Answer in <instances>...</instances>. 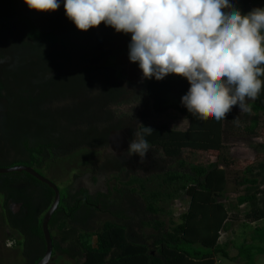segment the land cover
I'll use <instances>...</instances> for the list:
<instances>
[{
  "label": "trees",
  "instance_id": "obj_1",
  "mask_svg": "<svg viewBox=\"0 0 264 264\" xmlns=\"http://www.w3.org/2000/svg\"><path fill=\"white\" fill-rule=\"evenodd\" d=\"M130 42V34L104 24L81 32L62 2L55 13H39L24 0H0V169L29 167L45 177L50 167L82 151L105 152L97 172L109 178L107 192L76 188L75 180L67 188L58 186L61 202L49 226L52 262L218 264L217 256L227 255L220 239L230 213L222 200L235 164L227 160V143L249 121L259 120L233 110L221 121L193 117L181 103L190 85L175 75L143 80L131 91L109 64L112 55L129 53ZM249 104L252 112L264 114V89ZM136 105L144 106L147 116L139 117ZM136 134L149 145L143 158L129 153ZM187 153L213 155L217 161L188 164ZM141 162L173 166L166 177L185 183L190 204L174 229L131 187L132 180L125 184L131 174L126 163ZM245 170L242 184L248 194L238 204L249 205L248 217L264 220V163ZM55 198L53 189L28 173L0 174L4 221L18 237L22 264L44 259L43 222ZM256 242L264 244V228L255 229L252 244L240 251L246 264L264 256Z\"/></svg>",
  "mask_w": 264,
  "mask_h": 264
},
{
  "label": "clouds",
  "instance_id": "obj_2",
  "mask_svg": "<svg viewBox=\"0 0 264 264\" xmlns=\"http://www.w3.org/2000/svg\"><path fill=\"white\" fill-rule=\"evenodd\" d=\"M61 2L81 32L104 24L130 34L129 60L144 80L186 79L181 103L193 117L221 121L234 107L250 112L249 101L264 89V8L245 14L237 0H24L39 13H55ZM148 151L136 134L129 153L143 158Z\"/></svg>",
  "mask_w": 264,
  "mask_h": 264
},
{
  "label": "rangeland",
  "instance_id": "obj_3",
  "mask_svg": "<svg viewBox=\"0 0 264 264\" xmlns=\"http://www.w3.org/2000/svg\"><path fill=\"white\" fill-rule=\"evenodd\" d=\"M237 6L246 14L254 8H264V2L237 0ZM109 64L119 69L120 80L126 83L131 91L134 86H138L144 80L138 64H133L129 60V53H116L114 56L112 55L109 59ZM134 107L139 110V117L143 118V116H147L144 106L140 108L139 105H136ZM236 112L248 114L251 117H257L261 128V134L264 132V114L254 113L252 111L243 113L240 111ZM168 124L170 125L171 122L169 123L168 121ZM241 130H243V128L235 132L228 142H230L233 137L235 138L236 134L239 132L237 142L241 143L242 141H238L239 138L246 136L245 134H241ZM261 141L264 144L262 138ZM248 144L251 145L250 143ZM246 148L238 144L233 151L230 150L226 152V157H229L227 160H234L235 164L228 171L230 174V182L228 184L226 198L222 200L230 213V223L222 232L220 239V247L227 255L224 257L222 254H219L217 256L218 264H246L247 260L241 257L240 251L245 247V244H252V236L255 229L264 227V221H256L248 217L251 209L249 206L242 207L238 204V199L248 194L249 187L242 184L243 179L246 177L245 169L251 164L258 166L261 164L262 160L264 161V157L260 160L254 159V151L251 150V147L245 150ZM118 151L123 153L121 156H128L127 149L121 148ZM113 152L115 151L113 150ZM262 156H264V154ZM185 157L188 164L201 163L203 165H208L212 160L217 161L214 160L215 157L213 155L202 153H187ZM104 161L105 152L103 151H82L50 167L45 173V178L49 179L60 188L69 187L75 180L76 188H86L91 193L107 192L109 186H111L109 178L101 176L97 172L98 167H100ZM155 163L158 164L156 161ZM126 164V171H129L131 174L129 173V178H127L125 184L132 180L133 186L131 187L142 192L149 201L158 207L161 221L167 228L174 229L182 224L183 216L187 212L190 204V198L186 194L184 182L171 181L166 177V171L173 166L158 167L152 162ZM222 167H225V165L222 164ZM175 168L177 167L175 166ZM251 177V175L248 176V179H251ZM261 180L264 184L263 177ZM17 238V235L9 231L5 224L2 211V200L0 199V264L23 263L22 250L18 244ZM255 245L264 248V244L262 243L256 242ZM150 246L155 253L156 249L153 247L152 243H150ZM52 264L73 263L64 259L55 258ZM255 264H264V256H258Z\"/></svg>",
  "mask_w": 264,
  "mask_h": 264
},
{
  "label": "water",
  "instance_id": "obj_4",
  "mask_svg": "<svg viewBox=\"0 0 264 264\" xmlns=\"http://www.w3.org/2000/svg\"><path fill=\"white\" fill-rule=\"evenodd\" d=\"M11 173H28L41 181L42 183L48 185L51 189L55 191L56 198L55 202L50 209V211L46 214L43 222V232L45 235L46 243H47V251L45 254L44 259L39 263V264H51L52 258H53V253H54V246H53V240L52 236L50 233V222L57 212L60 202H61V193L56 184L51 182L49 179L43 177L39 173H37L35 170L29 168V167H23V166H18V167H13V168H8V169H0V174L5 175V174H11Z\"/></svg>",
  "mask_w": 264,
  "mask_h": 264
},
{
  "label": "crops",
  "instance_id": "obj_5",
  "mask_svg": "<svg viewBox=\"0 0 264 264\" xmlns=\"http://www.w3.org/2000/svg\"><path fill=\"white\" fill-rule=\"evenodd\" d=\"M233 111H240L237 107H235V108H233ZM239 126V125H238ZM237 126V127H238ZM243 128V130H241L242 131V133H241V131H240V133L241 134H245L246 136H243V137H241V138H239V140L238 141H242L241 143H238L237 142V139H238V133L236 134V136H235V138L233 137L232 138V140L230 141V142H228L227 143V147H228V149H227V151L226 152H229L230 150H234L235 149V147L238 145V144H240V145H243V146H245V150H247L248 148L250 149V147H251V150H253L254 151V154H255V156H254V159H261L262 157H264V156H262L263 154H264V150L263 149H256V147H258V146H264V144L262 143V141H261V128H260V124H259V122H254V121H249L244 127H242ZM247 132H246V131ZM248 134V135H247ZM263 140V139H262ZM248 141V142H247ZM248 143H250L251 145H249ZM227 158H229V157H227ZM264 159V158H263ZM264 163V161L262 160V162H261V164H263ZM259 166V165H258ZM257 165H255V164H251V165H249L248 167H254V168H257L258 167ZM229 171V170H228ZM255 173H257V172H255ZM249 205L248 204H246V205H243L242 207H248ZM251 210V209H250ZM261 221H264V220H261ZM230 223V222H229ZM261 228H264V227H261ZM258 257V256H257ZM257 257H256V259H257ZM256 259H255V263H256Z\"/></svg>",
  "mask_w": 264,
  "mask_h": 264
}]
</instances>
